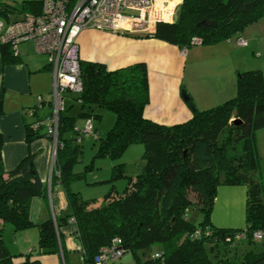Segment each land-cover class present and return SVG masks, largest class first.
Wrapping results in <instances>:
<instances>
[{
  "label": "trees",
  "instance_id": "16d2710c",
  "mask_svg": "<svg viewBox=\"0 0 264 264\" xmlns=\"http://www.w3.org/2000/svg\"><path fill=\"white\" fill-rule=\"evenodd\" d=\"M43 0H23L21 13L39 14ZM179 18L174 23L160 22L154 36L178 44L193 46L192 38L212 44L240 34L249 24L264 18V0H182ZM12 8L0 3V16L11 18ZM16 16V17H20ZM14 17V18H16ZM215 19V26L199 22ZM5 63L20 61L10 44L0 43ZM83 90L71 98L79 102V116L97 118L96 107L112 109L115 125L99 141L97 156L119 157L134 142L144 144L146 165L135 178H129L121 196L102 207H87L70 184L80 176L74 165L83 153L78 142L77 116L65 110L59 119L56 152L57 178L63 183L69 207L56 219L37 224V249L46 253L59 250L57 226L74 223L82 243V253L92 262L101 247L120 237L123 247L137 264H264V252H233L241 242H255L253 233L264 231V185L256 131L264 127V74L260 69L238 73L237 94L225 102L200 110L191 100L193 116L189 120L165 125L147 118L149 72L144 61L116 69L95 61H81ZM3 113L2 101L0 114ZM28 123V140L41 132ZM49 136V135H48ZM50 137V136H49ZM3 136L0 133V264H40L26 255L9 252L3 237L4 224L22 230L35 223L30 217L31 201L46 195V187L35 169L32 154L13 169L3 165ZM126 177L125 164L112 166L110 181ZM220 185H244L247 188L245 228L217 227L211 222ZM203 215L191 220V210ZM189 212V218L185 213ZM201 229V234H195ZM241 232L247 236L239 237ZM264 239V237H263ZM154 243L162 245V256L142 261L140 251ZM215 254L212 261L207 249Z\"/></svg>",
  "mask_w": 264,
  "mask_h": 264
},
{
  "label": "crops",
  "instance_id": "0c3cea01",
  "mask_svg": "<svg viewBox=\"0 0 264 264\" xmlns=\"http://www.w3.org/2000/svg\"><path fill=\"white\" fill-rule=\"evenodd\" d=\"M154 31L136 34L86 28L79 34L77 42L81 61L100 62L109 69L144 61L149 72V102L144 114L158 123L174 125L192 118L189 98L203 110L234 97L240 71L260 69L264 74V37L254 35L250 30L245 29L239 34L248 41L245 46L238 44L237 36L236 39L187 49L154 36ZM18 51L20 61L10 64L4 62L0 52L3 165L9 171L32 154L35 169L46 187V195L36 196L31 201L30 217L35 226L15 230L13 224L7 222L4 224V241L11 254L20 256L16 261L29 255L31 260H38L40 264H83L82 243L75 224L71 222L57 226L58 251L46 253L37 249L40 234L37 224L62 216L69 203L63 183L59 178L53 181V177L59 174L54 140L45 133V128L41 136L28 140L27 124L52 114V69L46 55L38 53L32 41L19 44ZM252 52L261 58H256ZM183 91L189 96L187 100ZM27 108H35V115L25 114ZM94 131H97L95 125ZM246 200V186L220 185L211 213L212 224L245 228ZM132 259L135 260L131 254H126L120 260L130 262Z\"/></svg>",
  "mask_w": 264,
  "mask_h": 264
},
{
  "label": "built area",
  "instance_id": "2783aa9c",
  "mask_svg": "<svg viewBox=\"0 0 264 264\" xmlns=\"http://www.w3.org/2000/svg\"><path fill=\"white\" fill-rule=\"evenodd\" d=\"M182 0H43L39 14H27L0 21V43L10 44L15 54L22 42L32 41L38 53L48 58L53 72L52 114L32 123L35 131L49 135L55 144L56 158L59 119L66 107V94L71 91L80 93L83 90L81 77V59L77 38L86 28L132 32L136 34L152 33L160 22L174 23L175 13ZM237 42L241 46L248 41L238 35ZM194 45L202 44L200 37H193ZM186 49V48H185ZM42 101L40 106H42ZM35 108H27L25 114L34 116ZM78 142L95 133L93 118H89L84 126H77ZM189 218V212L185 213ZM197 229L195 234H201ZM241 232L239 237H246ZM255 239H263L264 231L253 233ZM127 252L120 237H115L110 244L101 247L92 262L82 254L83 264H106L122 258ZM157 252L152 257H161Z\"/></svg>",
  "mask_w": 264,
  "mask_h": 264
},
{
  "label": "rangeland",
  "instance_id": "374dc122",
  "mask_svg": "<svg viewBox=\"0 0 264 264\" xmlns=\"http://www.w3.org/2000/svg\"><path fill=\"white\" fill-rule=\"evenodd\" d=\"M22 2L23 0H0V3L6 4L13 9L10 13V17L13 18L22 15L20 11L22 8ZM0 21L7 22V17L0 16ZM245 29L247 31L250 30V32L254 35L264 37V18L249 24ZM237 36L238 34H233L230 38L236 39ZM222 41H228V39H224ZM252 55L256 58H261V55H256L254 52H252ZM74 94L75 93L71 91L66 94V112L73 116H77L78 125L84 126L89 118L79 116L81 105L79 102L72 101L71 98ZM95 112L100 114V117H97L94 120V125L96 126L97 131L96 133L83 138L81 142L83 153L73 168L74 172L79 173L80 176L73 180L70 184V188L73 191L80 192L82 198L86 200L87 207L89 208L102 207L113 197L123 195L128 185L129 178L135 179L143 171L146 165V160L144 158L145 147L140 141L129 145L117 158H112L110 156H97L99 141L102 137H105L108 131L115 125L116 113L114 110L105 107H96ZM256 141L260 158V175L264 185V127L256 131ZM119 162H123L125 164L126 177L110 181L112 166ZM190 218L198 223L203 219V215L200 210L195 209L191 210ZM243 221V223H245V218H243ZM162 249L163 248L160 243H154L141 251V259L143 261L152 259V256L157 252H162ZM247 250L264 252V239L255 240V242L252 243L241 242L236 245V248L234 247L233 252L237 251L241 254ZM207 254L210 260L213 261L215 259V254L210 248L207 249ZM120 259H118V261L116 260L114 264H137L133 259L130 262H124Z\"/></svg>",
  "mask_w": 264,
  "mask_h": 264
},
{
  "label": "water",
  "instance_id": "95a60500",
  "mask_svg": "<svg viewBox=\"0 0 264 264\" xmlns=\"http://www.w3.org/2000/svg\"><path fill=\"white\" fill-rule=\"evenodd\" d=\"M181 7L182 5H179L176 9V13H175L176 20L179 18V12L181 10ZM216 24H217V21L215 19H206V20L199 22V25L201 26H215ZM183 97L185 98V100L189 98L188 94L185 91H183Z\"/></svg>",
  "mask_w": 264,
  "mask_h": 264
}]
</instances>
